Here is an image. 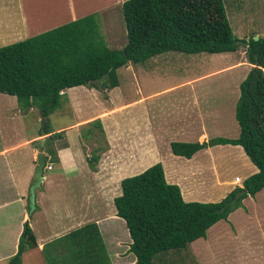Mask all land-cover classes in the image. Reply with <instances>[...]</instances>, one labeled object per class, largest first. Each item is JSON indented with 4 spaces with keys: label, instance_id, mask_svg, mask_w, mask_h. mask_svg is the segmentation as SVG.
Returning <instances> with one entry per match:
<instances>
[{
    "label": "crops",
    "instance_id": "obj_1",
    "mask_svg": "<svg viewBox=\"0 0 264 264\" xmlns=\"http://www.w3.org/2000/svg\"><path fill=\"white\" fill-rule=\"evenodd\" d=\"M91 1H98L95 7L74 17L67 18L65 10L59 9L49 23L51 19L41 18L44 15L35 11L31 0H0V48L87 15L99 14L100 21L106 24L102 31L109 34L102 37L104 44L110 50H121L127 38L123 42L117 40L121 29L115 17H118L117 8L127 0ZM228 1L232 5L231 13L227 12L225 0L222 3L233 35L246 41L254 37L264 39V0ZM34 3L46 2L34 0ZM113 9H116L114 15ZM124 31L126 36L125 28ZM114 42L123 47L113 49ZM237 53L240 61L226 62L206 75L193 71L194 67L201 66L202 58L161 54L142 65L128 63L127 67L119 68L116 71L119 86L113 89H105L101 80L91 86L65 89L61 92V107L48 117L51 133L43 136L39 133L42 119L36 108L21 110L14 96L0 94V264H8L16 254L26 222L35 237L36 247L23 253L22 264H74L71 256L76 243L67 236L93 224L98 229L109 264H136L130 252V235L124 220L117 216L114 199L121 195L123 179L138 175L155 164H161L166 182L178 186L185 202L218 203L236 187H242L235 178L243 182L258 170L240 146L207 147L189 159L174 155L170 147L172 142L202 144L219 138H239L240 127L235 118L239 91L238 95L234 93L229 97L224 93L195 92L205 77L243 66L245 72L233 85L239 86L252 68L245 54L241 56L236 51L216 55ZM166 56H172L176 64L166 63ZM119 71L127 78L130 76L134 84L139 83L137 71L143 74L158 72L163 77H168V73L182 74V79L177 85H161L148 94L140 95L139 90L135 93L138 97L131 99L125 97L121 88ZM179 91L184 94H177ZM166 100L167 107L179 110L167 112L162 117ZM95 121L101 124L100 135L105 149L93 148L92 155L89 146L96 144L99 132V129L93 131L91 124ZM53 134L61 137L48 139ZM40 153L45 155L51 169L43 172L40 188L35 193V210L30 215L29 189L35 181ZM94 156H98V162L93 163L92 171L88 161ZM259 195L264 198V188L253 197L255 201ZM253 198L244 199V209L230 213L227 221L236 215L244 219L252 216L245 202ZM223 221L214 224L205 238L196 241L206 239L210 243L208 240L215 235L214 242L218 244L227 234L236 239L229 223L220 226ZM205 244L202 243V249ZM193 245L191 251L200 264Z\"/></svg>",
    "mask_w": 264,
    "mask_h": 264
},
{
    "label": "trees",
    "instance_id": "obj_2",
    "mask_svg": "<svg viewBox=\"0 0 264 264\" xmlns=\"http://www.w3.org/2000/svg\"><path fill=\"white\" fill-rule=\"evenodd\" d=\"M121 11L127 38L121 50L106 47L96 15L1 47L0 94L14 96L21 110L36 108L43 136L51 133L48 117L60 108L65 89L100 80L105 89H113L119 86V68L168 52L233 53L243 46L252 68L239 85L235 107L239 138L202 144L172 142L170 147L174 155L189 159L207 147L240 146L258 172L220 202L197 203L185 202L178 186L166 182L161 164H155L123 179L121 195L114 199L117 216L130 235L136 264H197L189 245L205 238L217 222L227 221L230 213L244 209L242 201L264 188V39L236 38L222 0H127ZM91 125L102 128L99 121ZM60 137L53 134L48 139ZM97 161L98 156L90 160L91 168ZM67 237L76 243L71 256L74 264H109L95 224ZM34 247L35 237L26 222L8 264H22L23 253Z\"/></svg>",
    "mask_w": 264,
    "mask_h": 264
},
{
    "label": "rangeland",
    "instance_id": "obj_3",
    "mask_svg": "<svg viewBox=\"0 0 264 264\" xmlns=\"http://www.w3.org/2000/svg\"><path fill=\"white\" fill-rule=\"evenodd\" d=\"M42 1V0H40ZM91 0H45L46 3H41L36 5L34 0L31 2L34 4V9L37 11L39 15H44L41 18L51 19L49 23H52L54 18L59 13V9L62 8L66 12V17H74L75 15H80L81 13L87 11L89 8L95 7L98 1H91ZM100 4V3H99ZM225 5L227 7V12L231 13L232 5L231 2L225 0ZM118 10V17H115L116 22H119V26L121 29V33L119 35L118 41H126L125 31L123 26V17L121 13V7L117 8ZM116 14V9H113V15ZM96 15L98 18V27L100 29V34L102 37H106L109 34L105 33L102 30H105V25L103 22L100 21L99 14H90ZM89 16V15H87ZM84 18V17H83ZM255 37L253 38V40ZM116 40V39H115ZM126 43V42H125ZM116 47L113 49H121V44L119 42H114ZM120 47V48H117ZM239 55L243 56L245 52V48L241 46L239 48ZM163 55H181L185 58H202V62L199 63L200 67H194L193 71L198 72L197 75H206L210 74L213 71L217 70L220 67H223L226 62L233 63L235 61H240L241 58L237 54L234 55H226V56H218L216 54H207L201 53L196 55H186L181 53L175 52H168L164 53ZM166 63L170 62L173 65L176 64V61L173 59L172 56H166L165 59ZM176 60H178L176 58ZM147 62V61H146ZM137 64V65H142ZM169 64V63H168ZM170 65V64H169ZM131 66V65H130ZM127 67V66H126ZM252 67V66H251ZM129 68V67H128ZM251 69V68H250ZM249 69V70H250ZM246 70L245 67H234L230 71H226L223 74H213L205 77L206 79L200 84L199 87L195 89V92L206 93V94H213V93H224L225 96H230L231 94H237L239 91V86L234 87L233 85L236 83L237 79L240 78L241 74L244 73ZM264 71V70H263ZM148 74H143V72L137 71L136 74L139 77V83L134 84L132 80L127 78L125 74H121L119 71V79L121 81V88L124 91L125 97L131 99H136L138 96H135V93L141 90L140 95L148 94L153 90L157 89V87L163 85L164 87H172L177 85V83L182 79V74H175V73H168V77H163L158 74V72H147ZM221 73V72H219ZM216 75V76H215ZM245 79V78H244ZM98 87H102L98 85ZM177 94H184L183 91H179ZM170 100V99H169ZM61 107V106H60ZM179 110L175 107H167V100L165 105H163V110L161 111L162 117L168 114H171ZM98 127H93V131L97 132ZM102 136L100 135V129L98 134L96 135L95 145H90L89 148L92 150H101L105 149L104 142L101 140ZM94 151L92 150V155ZM98 162V161H97ZM95 162V164L97 163ZM90 165V161H88ZM94 165V164H93ZM90 169L93 171L94 168ZM239 173V172H238ZM239 175H241L239 173ZM240 186H242V181ZM29 200V199H28ZM29 202V201H28ZM17 205V203H16ZM246 207L249 208L251 211L252 216L240 218L236 215L230 221H223L221 225L225 223H229L230 230H235L237 238L234 239L230 234L224 236L220 240H218V244L215 241V235H212L208 240L210 243H207V240H200L195 241L189 245L190 251L195 246L197 254L200 259V264H207L208 260L211 261V264H264V222L261 221L260 218L264 219V198L262 195H259L255 201V199H250L245 202ZM15 206V204H13ZM29 206V205H28ZM243 212V211H241ZM33 213V212H32ZM29 213L28 214H32ZM234 227V229H233ZM216 230V229H215ZM234 239V240H233ZM202 243H206L204 245V249H202ZM47 251L43 253L44 257L46 256ZM192 255L194 256V251H191ZM198 264V263H197Z\"/></svg>",
    "mask_w": 264,
    "mask_h": 264
},
{
    "label": "water",
    "instance_id": "obj_4",
    "mask_svg": "<svg viewBox=\"0 0 264 264\" xmlns=\"http://www.w3.org/2000/svg\"><path fill=\"white\" fill-rule=\"evenodd\" d=\"M256 40H258V38L254 39V41ZM37 159L38 162L36 166L35 181L29 189V213H32L35 210V193L36 190L40 188L43 179L44 167L46 165V157L43 153L38 154Z\"/></svg>",
    "mask_w": 264,
    "mask_h": 264
},
{
    "label": "built area",
    "instance_id": "obj_5",
    "mask_svg": "<svg viewBox=\"0 0 264 264\" xmlns=\"http://www.w3.org/2000/svg\"><path fill=\"white\" fill-rule=\"evenodd\" d=\"M44 169H51V166L46 164L45 167H44ZM235 182H236L237 184L241 183V181H240L239 178H235Z\"/></svg>",
    "mask_w": 264,
    "mask_h": 264
},
{
    "label": "clouds",
    "instance_id": "obj_6",
    "mask_svg": "<svg viewBox=\"0 0 264 264\" xmlns=\"http://www.w3.org/2000/svg\"><path fill=\"white\" fill-rule=\"evenodd\" d=\"M45 170V169H44Z\"/></svg>",
    "mask_w": 264,
    "mask_h": 264
}]
</instances>
